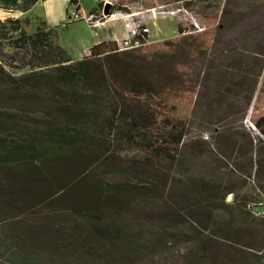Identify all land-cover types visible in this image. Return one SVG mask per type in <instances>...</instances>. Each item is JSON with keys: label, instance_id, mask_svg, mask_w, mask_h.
Returning <instances> with one entry per match:
<instances>
[{"label": "rangeland", "instance_id": "374dc122", "mask_svg": "<svg viewBox=\"0 0 264 264\" xmlns=\"http://www.w3.org/2000/svg\"><path fill=\"white\" fill-rule=\"evenodd\" d=\"M79 1L85 13L99 4L110 5V11L126 8L128 13L116 9L111 16L125 20V25L144 26L147 45L190 35L214 36L203 60L186 61L190 71L199 74V83L181 159L171 162L128 147L113 133L105 134L108 149L82 153L63 179L71 191L60 195L58 203L78 207L81 211L74 216L62 208L25 213L12 204L11 198L3 197L6 188L21 186L17 181L5 182L0 175V201L15 217L0 233L18 236L28 230L44 244L49 241L47 247L71 252L80 235L95 237L84 242V251L89 254L77 256L72 252L75 258L64 264H259L260 257L264 260V220L243 215L234 222L233 215L204 202L196 205L190 197L193 187L207 184L215 187L219 204L223 197L229 206H235L236 199L264 204V193L259 190L264 179L256 176V168L249 176L237 172L228 157L216 160L220 147L229 149L239 163V150H247V144L256 159L259 135L251 118L264 112V0ZM64 7V1L50 0L44 7H36L33 14L50 17L46 19L53 22L64 16ZM98 13L95 20L100 23L111 18L103 10ZM17 16L8 13L0 20ZM178 25L186 33L179 35ZM34 30L33 25L28 28L30 33ZM107 30H94L93 34L103 40ZM60 35L70 44L74 39L90 37L91 32L85 22H78ZM133 45L126 50L135 48ZM118 48L126 51L124 42ZM194 81L188 79L191 84ZM224 131L234 133L233 137L224 136ZM243 182L247 186L239 189ZM228 190L234 193L226 194ZM229 223L235 235L226 241L223 231L229 229ZM91 230H101L106 237L91 235Z\"/></svg>", "mask_w": 264, "mask_h": 264}, {"label": "trees", "instance_id": "16d2710c", "mask_svg": "<svg viewBox=\"0 0 264 264\" xmlns=\"http://www.w3.org/2000/svg\"><path fill=\"white\" fill-rule=\"evenodd\" d=\"M40 1L45 0H0V18L8 13H29ZM116 9L128 13L126 8H115L110 16ZM102 10L104 6L99 4L98 11ZM28 26V19L0 20V175L5 182L17 181L21 186L6 188L3 197L11 198L12 204L29 214L41 208H62L71 216L79 214L78 207L58 203L60 195L71 191L63 179L82 153L108 149L104 135L109 133L133 149L171 162L181 159L199 83V74L190 71L186 61L197 62L207 56L214 40L212 34L147 45L148 33L141 26L130 41L135 48L121 51L116 42L100 43L87 57L73 63L57 43V28L47 29L42 23L29 35ZM177 31L179 35L186 33L180 25ZM26 69L28 72H24ZM194 78L193 84L188 82ZM253 117L251 123L259 135L256 159L247 144V150H239V163L229 149L220 147L216 160L228 157L237 172L249 176L256 168V176L264 179V112ZM229 133L222 134L233 137L234 133ZM91 180L98 183L96 178ZM246 186L243 182L239 189ZM259 190L264 193V185H259ZM192 191L190 200L196 205L204 202L207 207L233 215L234 222L243 215L261 220L247 211L251 203L246 199H236L235 206H229L224 197L220 204L216 202L212 185L200 184ZM227 193L233 194L234 190ZM2 203L0 230L15 218ZM230 226L232 223L223 231L226 241L235 235ZM91 233L106 237L101 230ZM79 238L73 254H89L84 251V242L95 237ZM48 242L44 244L28 230L18 236L0 233V264H64L75 258L71 251L55 249L51 244L47 247ZM262 259L259 264H264Z\"/></svg>", "mask_w": 264, "mask_h": 264}, {"label": "crops", "instance_id": "0c3cea01", "mask_svg": "<svg viewBox=\"0 0 264 264\" xmlns=\"http://www.w3.org/2000/svg\"><path fill=\"white\" fill-rule=\"evenodd\" d=\"M49 1L50 0L40 1L29 13H26V14L15 13L19 15L15 19H28L29 20V26L26 27V32L29 35H33L36 32L37 28L40 26V24H38L37 20L35 19L36 17L39 18L42 21V23L46 24L47 29L57 28L56 29L57 35H58L57 43L68 54V56L71 58L73 63L81 61L84 56H88L91 48L94 47L95 45H98L100 43H105V42H116L119 45L121 42H124L128 36L129 29L127 25H125V20H114V18L106 19V21L102 23V26H100V28H93L92 26L87 24L85 21H81L87 24L88 28L90 29L91 36L84 37L81 39H74L71 41L70 44L68 43L66 44L64 43V40L61 38L60 34L64 32V30H68L71 24L78 23V22L68 21L69 2L67 0H61L65 2L64 16L56 19L53 22L48 21L50 17L48 18L41 17L37 14H33L34 10H36L38 7H41V6L44 7ZM78 2H79L78 9L82 16L88 17L90 15L95 16L96 14H99L97 11L98 8H93L91 11H89V13H85L80 1ZM32 25L34 26L35 30L32 33H30L28 32V28L31 27ZM107 28L108 30L105 33L104 39L103 40L96 39L95 37L96 34L95 36L93 34L94 30H105Z\"/></svg>", "mask_w": 264, "mask_h": 264}, {"label": "built area", "instance_id": "2783aa9c", "mask_svg": "<svg viewBox=\"0 0 264 264\" xmlns=\"http://www.w3.org/2000/svg\"><path fill=\"white\" fill-rule=\"evenodd\" d=\"M67 1L69 2L68 21L70 22L85 21L87 24H89L93 28H100V26H102V23L95 20L96 18L95 16L90 15L88 17H84L80 14L79 9H78L79 0H74L76 3H72V0H67ZM104 18L106 17L104 16ZM111 18H114V16H111ZM127 27L129 29V33H128L126 40L124 41V44L126 47L125 50L128 49L127 47H129V44L132 38H134L135 36L139 34L141 24L132 23L131 25H127ZM195 27L199 30V27L197 25H195ZM199 31H202V30H199ZM144 32L148 33V30H145ZM247 211H249L250 214L254 218L264 220V204H260V205L249 204L247 206Z\"/></svg>", "mask_w": 264, "mask_h": 264}, {"label": "water", "instance_id": "95a60500", "mask_svg": "<svg viewBox=\"0 0 264 264\" xmlns=\"http://www.w3.org/2000/svg\"><path fill=\"white\" fill-rule=\"evenodd\" d=\"M110 9H111V8H110V5H105V6H104V15H105V16H107V17L110 16V12H111Z\"/></svg>", "mask_w": 264, "mask_h": 264}]
</instances>
